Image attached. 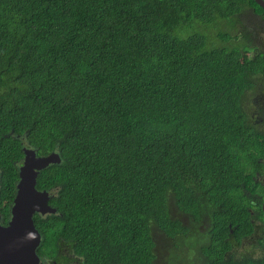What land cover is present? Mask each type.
Masks as SVG:
<instances>
[{
	"label": "trees",
	"instance_id": "trees-1",
	"mask_svg": "<svg viewBox=\"0 0 264 264\" xmlns=\"http://www.w3.org/2000/svg\"><path fill=\"white\" fill-rule=\"evenodd\" d=\"M257 75L256 0H0L5 221L27 146L62 158L37 179L57 208L34 215L50 255L156 264L154 229L190 230L171 198L211 218L191 264H264V237L262 255L236 250L256 235L246 191L264 170V132L244 104Z\"/></svg>",
	"mask_w": 264,
	"mask_h": 264
},
{
	"label": "water",
	"instance_id": "water-1",
	"mask_svg": "<svg viewBox=\"0 0 264 264\" xmlns=\"http://www.w3.org/2000/svg\"><path fill=\"white\" fill-rule=\"evenodd\" d=\"M256 1L264 7V0ZM23 150L25 156L19 168L11 217L5 226L0 222V264H40L37 249L42 234L35 224L34 215L36 212L43 215L57 212V208L49 203L50 192L37 188V179L42 169L62 161L60 153L53 151L38 155L36 149L27 146Z\"/></svg>",
	"mask_w": 264,
	"mask_h": 264
},
{
	"label": "rangeland",
	"instance_id": "rangeland-1",
	"mask_svg": "<svg viewBox=\"0 0 264 264\" xmlns=\"http://www.w3.org/2000/svg\"><path fill=\"white\" fill-rule=\"evenodd\" d=\"M244 104L248 114L250 115L249 121L253 122L259 130L264 132V76L255 77L254 87L248 91ZM262 183H264V174L256 176ZM258 182V181H257ZM256 180L254 187L259 185ZM170 212L171 214L180 219L183 224L189 226V234L183 237L182 234L176 237L168 236L162 230L154 229V240L156 242V264H191L200 262L201 246L208 242L209 229L211 218L204 214L200 218H195L188 213L180 210L173 199L170 198ZM261 229L258 231L254 238L244 239L240 248H246L245 251L255 252L259 255L262 246L258 243L264 236V221H261ZM193 237L192 240H189ZM188 239V241H183Z\"/></svg>",
	"mask_w": 264,
	"mask_h": 264
},
{
	"label": "flooded vegetation",
	"instance_id": "flooded-vegetation-1",
	"mask_svg": "<svg viewBox=\"0 0 264 264\" xmlns=\"http://www.w3.org/2000/svg\"><path fill=\"white\" fill-rule=\"evenodd\" d=\"M259 76H261V75H257L256 77H259ZM251 89H249V90H251ZM248 91H247V93H248ZM247 93H246V95H247ZM246 95H245V97H246ZM263 162H264V159H263ZM262 174H264V170L261 173H257L255 175V179H254V180H256V182L257 181L259 182L260 186L257 185L253 189L252 188L249 190L247 189V191H246L248 193V195L251 197L249 200L250 201V204H249L250 214L248 215V217L253 218V220L255 222L256 233L258 231L260 232L261 225H262L261 221H264V218H263L264 217V210H263L264 183H262L259 179L256 178V176H261ZM0 213L2 214L0 222H1L2 226H5L8 224L10 219L5 221V217L3 216V213L1 212V210H0ZM254 237L255 236H253V238ZM263 239L258 240V243L261 244L260 241H262ZM41 245H42V241H41V244L39 245V247L37 249L39 259H40L39 260L40 264H88L86 261V258L83 255L78 254L75 251V249L72 247L62 246L60 248H57L56 251H53L52 252L53 255H50L52 249L47 250L46 247L42 248ZM259 255H262L261 250L259 251Z\"/></svg>",
	"mask_w": 264,
	"mask_h": 264
}]
</instances>
